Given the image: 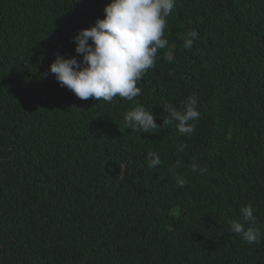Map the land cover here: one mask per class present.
Returning <instances> with one entry per match:
<instances>
[{"label": "trees", "instance_id": "obj_1", "mask_svg": "<svg viewBox=\"0 0 264 264\" xmlns=\"http://www.w3.org/2000/svg\"><path fill=\"white\" fill-rule=\"evenodd\" d=\"M107 2L0 0V264H264V237L229 226L250 202L264 231V0H177L173 61L161 50L135 101L162 125L195 94L191 136L126 129L132 101L80 100L50 73L57 53L80 59L72 37Z\"/></svg>", "mask_w": 264, "mask_h": 264}, {"label": "clouds", "instance_id": "obj_2", "mask_svg": "<svg viewBox=\"0 0 264 264\" xmlns=\"http://www.w3.org/2000/svg\"><path fill=\"white\" fill-rule=\"evenodd\" d=\"M177 0H108L103 6V18L81 28L72 37L75 52L80 56L64 57L55 54L49 65V71L56 81L75 94L80 100L92 98L111 103L119 97L133 102L124 117L126 129L137 133H156L161 127L174 126L185 136L196 131V121L201 113L198 109L199 98L189 95L180 108L165 104L167 116L162 125H157L151 108L136 102L142 89L138 82L148 70L156 67L161 59V50H166L162 58L172 62L173 49L165 38L168 17L176 6ZM199 38L196 29L188 30L183 36V47L192 49ZM174 76L173 72H169ZM187 144L177 146L178 151L187 148ZM148 167L155 169L162 163L158 152H148ZM199 157L193 156L191 170L204 174L206 167H200ZM181 166L177 160L170 171L175 177L177 187L183 188L186 178L175 172ZM258 217L249 202L239 207V218L229 221L232 232L239 235L248 244L257 245L264 231L258 226Z\"/></svg>", "mask_w": 264, "mask_h": 264}]
</instances>
